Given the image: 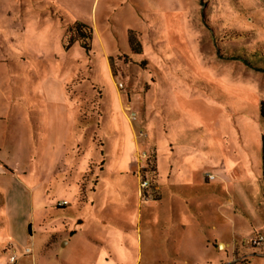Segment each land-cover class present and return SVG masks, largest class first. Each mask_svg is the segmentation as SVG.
Returning a JSON list of instances; mask_svg holds the SVG:
<instances>
[{
	"label": "rangeland",
	"instance_id": "1",
	"mask_svg": "<svg viewBox=\"0 0 264 264\" xmlns=\"http://www.w3.org/2000/svg\"><path fill=\"white\" fill-rule=\"evenodd\" d=\"M257 69L264 0H0V264H264Z\"/></svg>",
	"mask_w": 264,
	"mask_h": 264
},
{
	"label": "crops",
	"instance_id": "2",
	"mask_svg": "<svg viewBox=\"0 0 264 264\" xmlns=\"http://www.w3.org/2000/svg\"><path fill=\"white\" fill-rule=\"evenodd\" d=\"M12 109L16 113L17 112H20L22 114V117L26 119L27 111L24 108H12ZM5 118L12 119L11 111L9 109H6V108H5V110L3 108H0V121L1 120L3 121ZM260 152H261V146H260ZM261 171H262V161H261V167H258V169H257L256 172H254L252 169H250L249 174H247V177L244 180V182H242V184H244L247 181L250 184H257V183H259L258 180H257V178H258L257 176L261 175ZM200 179H202V177ZM255 179H256L257 182H255ZM202 184H205V182H202ZM139 219L140 218H138V220ZM136 222H137V219H136ZM84 223H82V224H84ZM106 224H107V222L105 221L104 222V225H106ZM235 228H236V225H235ZM125 233L127 234L128 232H125ZM125 237H127V236H125ZM125 237H124V239H125ZM213 238H214V240H209V241H218L216 239V237H213ZM69 243L70 242H65L64 244H66L65 246H68ZM221 246L224 247L223 244H221ZM62 255L64 256V254H62ZM120 256H121L120 254H116V253L113 254L112 253L111 258L114 260L113 261V260H110L109 259L108 255H106L102 251H100L97 254H95V257L96 258H94V256H92V255L91 256L90 255L88 256L87 254H82L81 257H75V255H72V256H69L70 258H68V259L57 257L56 263L58 262V264H98L97 261H93V260H95L97 258H100V259H103V261H102L103 263L102 264H120ZM31 260H32V264H39L38 261H37V259L34 256L31 258ZM94 262H96V263H94ZM54 263H55V261H54ZM135 264H137V262H135Z\"/></svg>",
	"mask_w": 264,
	"mask_h": 264
},
{
	"label": "trees",
	"instance_id": "3",
	"mask_svg": "<svg viewBox=\"0 0 264 264\" xmlns=\"http://www.w3.org/2000/svg\"><path fill=\"white\" fill-rule=\"evenodd\" d=\"M70 32L75 31L76 35L78 38L81 40L83 39H91L92 38V30L86 26L83 23H76L73 27L69 29ZM131 44H133V40L130 39ZM70 44H73L71 42ZM82 48H84L86 51H90L89 46L87 44H82ZM139 53V52H136ZM240 58H232V60H239ZM246 65L251 66L249 62H245ZM257 71L264 72L263 69H257ZM260 118L264 121V101L260 103ZM261 157H262V171H261V177L264 181V136L262 137V142H261Z\"/></svg>",
	"mask_w": 264,
	"mask_h": 264
},
{
	"label": "built area",
	"instance_id": "4",
	"mask_svg": "<svg viewBox=\"0 0 264 264\" xmlns=\"http://www.w3.org/2000/svg\"><path fill=\"white\" fill-rule=\"evenodd\" d=\"M209 178L213 179V176H209ZM147 186V183H143L142 187L145 188ZM61 205H66V203H63ZM30 252V251H28ZM11 263H15V258H11Z\"/></svg>",
	"mask_w": 264,
	"mask_h": 264
}]
</instances>
